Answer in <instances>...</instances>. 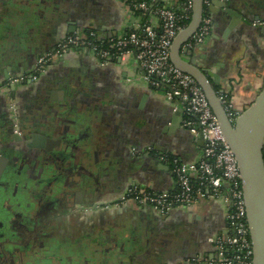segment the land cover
<instances>
[{"label":"crops","instance_id":"crops-1","mask_svg":"<svg viewBox=\"0 0 264 264\" xmlns=\"http://www.w3.org/2000/svg\"><path fill=\"white\" fill-rule=\"evenodd\" d=\"M207 12L209 35L190 56L181 54L239 115L264 80V26H252L264 21V0H213ZM139 21L123 0H0V151L8 150L19 178L25 168L39 178L63 171L53 182L63 192L51 193L58 213L49 231L60 248L52 264H208L216 238L230 231L223 198L164 217L131 202L115 206L130 187L176 190L159 154L186 165L203 159V141L183 127L179 103L150 87L132 57L101 65L89 51L71 49L37 81L8 87L65 37L93 31L106 41ZM10 104L29 134L20 150L4 145ZM21 150L35 155L29 165Z\"/></svg>","mask_w":264,"mask_h":264},{"label":"built area","instance_id":"built-area-1","mask_svg":"<svg viewBox=\"0 0 264 264\" xmlns=\"http://www.w3.org/2000/svg\"><path fill=\"white\" fill-rule=\"evenodd\" d=\"M123 1L134 13L147 15L155 23L150 20L142 22L138 17L140 21L136 29L106 41L98 40L93 31L67 36L37 57L31 76L44 72L52 61L71 49L89 51L101 65L132 57L142 73V79L150 87L163 89L168 101L179 103L183 127L191 135L200 136L203 141V159L197 164L186 165L176 157L159 154L157 159L169 165L176 177V190L153 193L130 187L115 206L131 202L137 207H152L159 215L165 216L173 209L191 208L204 200L223 198L227 205L226 219L231 228L227 234L216 238V257L207 263L251 264V244L235 158L223 139L201 89L190 76L177 70L169 59L172 40L190 21L192 0ZM212 1L203 0V16L199 27L182 49L189 50L201 44L209 35L211 20L207 11ZM169 5L176 6L180 13ZM252 26H264V21L256 20ZM22 79L13 78L10 82L16 83ZM220 100L229 118L233 120L237 114L232 111L229 101L222 96ZM10 108L13 110L12 104ZM132 152L136 154L135 149ZM191 178L195 179V185L191 183ZM193 262H199V259Z\"/></svg>","mask_w":264,"mask_h":264},{"label":"flooded vegetation","instance_id":"flooded-vegetation-1","mask_svg":"<svg viewBox=\"0 0 264 264\" xmlns=\"http://www.w3.org/2000/svg\"><path fill=\"white\" fill-rule=\"evenodd\" d=\"M42 73L35 74L34 78L31 76L32 73L19 76L17 78L23 79L16 83L10 82V79L8 87L35 82ZM12 106L13 110L9 105L12 114L11 118L7 119L9 120V129L4 145L7 149L8 147L12 149L14 146L17 150L19 144L27 142L29 134L25 125L20 122L16 107L13 104ZM20 154L24 157L25 164L28 165L35 156L34 154H25L22 150ZM0 157L6 160L2 166L0 163V264H52L49 262V258L51 256L54 259L53 251L60 248L58 243H56L57 245L53 243L55 237L49 231L53 226L52 215L56 212L54 210L56 209L55 197L52 198L51 193L54 190L58 194L63 192L61 184L53 185V182L61 174L60 172L63 171L57 170V174L53 178L44 175L39 178L33 176L31 171L25 168L22 169L25 170L24 174L19 178L16 177L17 170H13V163L8 158V150L0 151ZM75 197L77 199V195ZM58 261L60 262L61 259L59 258Z\"/></svg>","mask_w":264,"mask_h":264},{"label":"water","instance_id":"water-1","mask_svg":"<svg viewBox=\"0 0 264 264\" xmlns=\"http://www.w3.org/2000/svg\"><path fill=\"white\" fill-rule=\"evenodd\" d=\"M202 16L203 0H192L190 21L172 40L169 59L177 70L190 76L201 89L235 158L251 244V264H264V80L248 107L230 119L220 100L222 92L215 89L205 71L193 60L182 57V54L190 56V51L182 47L198 29ZM0 163L2 166L6 160L0 157ZM194 259L192 257L191 261Z\"/></svg>","mask_w":264,"mask_h":264},{"label":"trees","instance_id":"trees-1","mask_svg":"<svg viewBox=\"0 0 264 264\" xmlns=\"http://www.w3.org/2000/svg\"><path fill=\"white\" fill-rule=\"evenodd\" d=\"M158 4H159V3H158ZM169 7L173 8L177 13H180V9H177L176 6H174V5H173V6H172V5H169ZM135 15H136L137 17L141 18V21H142V22H143V21H149V20L152 21L147 15L140 16L138 12H135ZM162 90H163V89H162ZM172 157H174V156H172ZM190 181H191V183H192L193 185L196 184L195 179L191 178Z\"/></svg>","mask_w":264,"mask_h":264}]
</instances>
